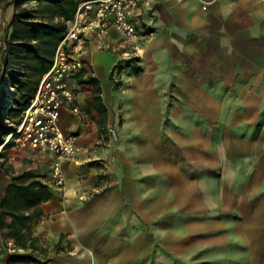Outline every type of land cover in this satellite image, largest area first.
<instances>
[{
  "label": "crops",
  "instance_id": "crops-1",
  "mask_svg": "<svg viewBox=\"0 0 264 264\" xmlns=\"http://www.w3.org/2000/svg\"><path fill=\"white\" fill-rule=\"evenodd\" d=\"M136 31L131 44L112 29L84 44L80 72L97 80L101 105L76 74L81 113L63 108L59 124L84 152L62 164L65 198L37 149L0 155V264H202V237L229 235L232 220L211 213L217 154L201 131L217 110L203 105L217 82L229 96L237 84L248 104L264 83V0H141ZM108 127L118 133L110 169L96 162L109 163ZM24 173L21 185L37 182L29 196L7 193ZM230 187L220 189L225 213L238 204Z\"/></svg>",
  "mask_w": 264,
  "mask_h": 264
},
{
  "label": "rangeland",
  "instance_id": "rangeland-1",
  "mask_svg": "<svg viewBox=\"0 0 264 264\" xmlns=\"http://www.w3.org/2000/svg\"><path fill=\"white\" fill-rule=\"evenodd\" d=\"M10 1L0 7V53L14 12ZM27 6L34 8L36 2L32 1ZM234 86V93L229 96L227 84L215 83L209 91L213 99L206 100L207 104L203 105L208 109L211 103L216 104L213 108L217 110L209 127H203L201 131L202 139L207 141L205 147L209 146L217 154L215 174H212L217 182L211 175L208 178L203 176L215 203L211 213L219 215L222 220L227 217L233 224L229 235L202 237L205 243L201 245L206 249L200 255L204 258L202 264H264V83L250 90L251 104L245 102L243 94L236 92L237 84ZM1 94L0 81V99ZM236 117L238 121L234 122ZM11 122V119L6 121ZM25 148L14 142L8 150L0 149V154L13 157ZM202 170L206 172L204 168ZM232 181L238 204L225 213L222 210L223 193L229 190ZM221 186L224 188L222 192ZM193 245L189 242L187 249ZM188 261L187 264L193 263V260Z\"/></svg>",
  "mask_w": 264,
  "mask_h": 264
},
{
  "label": "built area",
  "instance_id": "built-area-1",
  "mask_svg": "<svg viewBox=\"0 0 264 264\" xmlns=\"http://www.w3.org/2000/svg\"><path fill=\"white\" fill-rule=\"evenodd\" d=\"M141 0H82L58 44L50 69L41 77L33 97L20 115V120L4 139L21 147H31L44 154L49 162L51 185L66 197V183L62 170L64 161H76L84 149L73 135L60 127L63 108L81 113L76 104V93L71 81L83 67L84 44L89 36L103 40L110 29L131 44L137 38L136 17ZM118 142L115 128L106 130L105 144L110 149L109 163L96 162L108 169L114 162L113 149ZM3 145H0L2 150Z\"/></svg>",
  "mask_w": 264,
  "mask_h": 264
},
{
  "label": "trees",
  "instance_id": "trees-1",
  "mask_svg": "<svg viewBox=\"0 0 264 264\" xmlns=\"http://www.w3.org/2000/svg\"><path fill=\"white\" fill-rule=\"evenodd\" d=\"M32 1L36 7L27 6ZM82 0H11L14 7L11 20L7 25L2 43L0 81L2 94L0 99V145L2 150L11 146L4 139L19 123L22 111L33 97L41 77L50 69L58 44L65 36L68 22L74 17ZM7 0H0V7ZM81 71L76 82L83 91L90 92L93 107L99 110L101 105L100 88L95 78H83ZM7 105V106H6ZM101 111V110H100ZM99 111V112H100ZM15 115L16 118H12ZM12 120L11 123L6 121ZM1 155V154H0ZM24 173L12 177L7 193L26 198L30 185H21L20 181L29 176ZM40 185V184H39ZM49 197L43 192L38 202ZM13 261H35L31 255L12 254Z\"/></svg>",
  "mask_w": 264,
  "mask_h": 264
},
{
  "label": "bare ground",
  "instance_id": "bare-ground-1",
  "mask_svg": "<svg viewBox=\"0 0 264 264\" xmlns=\"http://www.w3.org/2000/svg\"><path fill=\"white\" fill-rule=\"evenodd\" d=\"M7 106V105H6Z\"/></svg>",
  "mask_w": 264,
  "mask_h": 264
}]
</instances>
